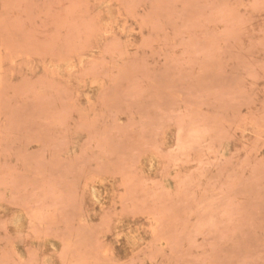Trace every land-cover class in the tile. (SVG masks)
<instances>
[{"label": "rangeland", "instance_id": "rangeland-1", "mask_svg": "<svg viewBox=\"0 0 264 264\" xmlns=\"http://www.w3.org/2000/svg\"><path fill=\"white\" fill-rule=\"evenodd\" d=\"M0 264H264V0H0Z\"/></svg>", "mask_w": 264, "mask_h": 264}]
</instances>
